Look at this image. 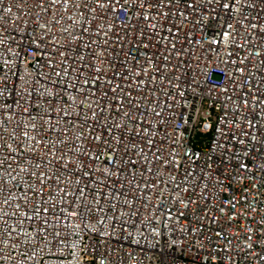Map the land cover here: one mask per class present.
I'll list each match as a JSON object with an SVG mask.
<instances>
[{"label":"built area","instance_id":"2783aa9c","mask_svg":"<svg viewBox=\"0 0 264 264\" xmlns=\"http://www.w3.org/2000/svg\"><path fill=\"white\" fill-rule=\"evenodd\" d=\"M40 263L264 264V0H0V264Z\"/></svg>","mask_w":264,"mask_h":264},{"label":"water","instance_id":"95a60500","mask_svg":"<svg viewBox=\"0 0 264 264\" xmlns=\"http://www.w3.org/2000/svg\"><path fill=\"white\" fill-rule=\"evenodd\" d=\"M203 134L202 133H198V137H200V136H202ZM204 136H206V137H208V134H204ZM46 257V256H45ZM48 257H50V256H48ZM59 258H63V257H59ZM41 264V263H40Z\"/></svg>","mask_w":264,"mask_h":264},{"label":"snow or ice","instance_id":"6c2138e0","mask_svg":"<svg viewBox=\"0 0 264 264\" xmlns=\"http://www.w3.org/2000/svg\"><path fill=\"white\" fill-rule=\"evenodd\" d=\"M225 7L229 8V7H231V4L230 3L229 4H225Z\"/></svg>","mask_w":264,"mask_h":264}]
</instances>
